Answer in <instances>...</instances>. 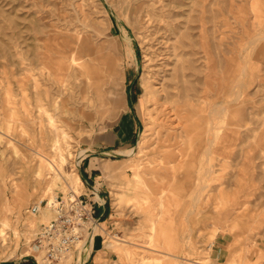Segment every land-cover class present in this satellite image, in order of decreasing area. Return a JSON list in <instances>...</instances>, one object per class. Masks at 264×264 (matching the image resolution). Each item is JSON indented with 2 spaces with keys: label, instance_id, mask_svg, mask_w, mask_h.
Returning a JSON list of instances; mask_svg holds the SVG:
<instances>
[{
  "label": "rangeland",
  "instance_id": "obj_1",
  "mask_svg": "<svg viewBox=\"0 0 264 264\" xmlns=\"http://www.w3.org/2000/svg\"><path fill=\"white\" fill-rule=\"evenodd\" d=\"M76 44L91 78L69 67ZM169 56L177 77L184 76L185 134L152 127L140 144L146 128L137 104L144 84L163 76ZM242 66L250 74L237 99ZM131 94L140 125L132 152L102 156L113 216L99 220L93 243L109 253L106 264H219L211 247L220 231L231 237L228 250L239 253V264H264V0H0V264H46L34 245L52 205L26 157L50 144L41 106L68 133L61 172L82 179L83 161L128 110ZM215 106L221 116L208 179V115ZM164 187L178 196L166 203L178 233L170 241L180 242L172 251L159 246L151 228ZM72 191L85 194V185L74 191L57 180L52 195ZM89 240L60 263L83 264Z\"/></svg>",
  "mask_w": 264,
  "mask_h": 264
},
{
  "label": "bare ground",
  "instance_id": "obj_2",
  "mask_svg": "<svg viewBox=\"0 0 264 264\" xmlns=\"http://www.w3.org/2000/svg\"><path fill=\"white\" fill-rule=\"evenodd\" d=\"M75 43H78V42H75ZM162 63L166 65V69L163 70V76L161 78L157 77L158 79L155 78L154 82L152 83L144 84L145 92L143 95V99L141 100V102L137 104V108H138V111L140 112V115L144 117L145 119V128H146L144 133L140 136V144H145L144 142L147 141L146 139L149 137L152 127H157L159 133L162 132L163 129L165 128L169 130L170 128L174 129L173 126L177 128L181 127L182 129L181 132L185 134V87L179 84V82H183L184 76L177 77L176 59H174L173 61L171 59V56L166 57V59H164ZM69 67L70 69L76 70L81 75L91 78V72L89 73L90 67L87 65L81 50H79L78 44H76V48L74 49L69 59ZM249 70H250L249 67L242 66V76L243 77L240 80V89L237 91V99L243 96L244 88L246 86V80L249 78V74H250ZM153 75L155 74L153 73ZM166 77H170L169 79L170 81H165ZM160 80L162 81L160 82ZM49 104L50 106L57 108V100L55 98H52ZM43 107L44 106H41L43 110V115H46L47 127L50 130V133H49L50 138L48 139L50 144L48 145V144L41 143L35 148H30L31 155L26 156V157L29 158L30 162L28 165H30L32 172H34L36 185H40L43 187L42 189H43L44 195H46L50 199L49 205H52L55 200L52 195V189L54 185L56 184L57 180H64V182L66 183V186L69 189L74 190V191H78L82 189L84 186V183L82 179L80 178V176L77 174L65 175L63 172H61L60 168L65 160L63 154L68 144L67 143L68 133H66V131L58 125L56 117L50 114L49 111H47V109ZM145 108L147 109L146 114H144ZM220 116H221V110L217 106L213 107L209 111V115H208L209 124H208V130H207L208 139H207V144L205 147V154H206L205 175H206V178L208 179H210L213 174L212 172H213L214 165L212 162L215 157L216 142H217V133L215 134V131L217 130H215V127H216L215 125H216V121L220 119ZM200 119L201 121L199 123L203 124L202 115H199V120ZM164 138L166 139V137ZM131 152H132V149H128V150H121L118 153L119 154L120 153L130 154ZM85 154L86 152L82 156H84ZM176 159L177 158H175V161ZM173 160L170 163L174 162ZM173 169H175V166L173 167ZM207 181L205 182L204 185H202L201 190L205 189L209 185ZM138 184H145V182L141 183V181H139L138 179ZM170 187H172V185H170ZM156 197H157V202H159V204L161 205V210L160 212L157 211L159 213L156 215V219L153 221L151 228L154 232L158 233L162 226L165 213L167 212V209H166L167 201L169 199L176 200L178 196L175 194L172 188L164 187L160 193L156 194ZM95 228L96 230H98L99 229L98 225ZM3 231L4 230H1V233H2L1 236L5 235L6 233V232L4 233ZM161 231H162V228H161ZM2 238H4L2 240L5 241V237H2ZM92 244H93V238H90L88 251L85 257H87L89 251H91ZM118 244H119V249L123 252L124 251L126 252V248L123 245H121V243H118ZM109 245L111 246L112 244H109ZM85 257L82 256L80 259V262L81 260L83 261Z\"/></svg>",
  "mask_w": 264,
  "mask_h": 264
},
{
  "label": "crops",
  "instance_id": "obj_3",
  "mask_svg": "<svg viewBox=\"0 0 264 264\" xmlns=\"http://www.w3.org/2000/svg\"><path fill=\"white\" fill-rule=\"evenodd\" d=\"M127 106L128 110L124 112L119 121L112 128L107 130L105 132L106 134L99 136L97 143L93 144L97 149L94 152L95 156L89 159L86 158L80 169L81 177L86 189L85 195L92 202L95 217L100 220L102 225L113 216L111 212V204L107 200L108 196L105 195L108 192V184L105 178V167L108 164L102 162L104 161L102 156H115V154L121 150L130 149L135 145L139 134L138 131H140L138 118L134 111L135 108L133 107V94H131V103L128 101ZM169 208L170 205L168 204L165 219L161 226L162 231L164 230L163 235H159L161 233L160 228L159 232L155 235V239L159 246L172 251L173 247H180V242L175 241V243H173L170 241V239L177 238L178 233L177 229L174 227L175 225H173L170 216L171 209ZM168 218H170L171 221ZM223 219L225 218L221 216V218L217 220V223L219 224L218 228L221 230L226 228V221L223 222ZM180 238L183 239L184 236L181 235ZM231 242L232 240L230 236L223 234L221 231L217 233L211 247L212 259L216 260L219 264H239V253L230 252L228 250ZM262 250L264 251V247ZM249 254H253V252ZM108 256L109 253L105 247L100 246L98 241H94L92 249L83 264H106ZM244 264H253V261L245 260Z\"/></svg>",
  "mask_w": 264,
  "mask_h": 264
},
{
  "label": "built area",
  "instance_id": "obj_4",
  "mask_svg": "<svg viewBox=\"0 0 264 264\" xmlns=\"http://www.w3.org/2000/svg\"><path fill=\"white\" fill-rule=\"evenodd\" d=\"M40 207L34 206L33 211L38 212ZM51 209L53 217L38 230L34 251L46 264H58L72 252H82L84 245L94 237L99 219L87 196L73 191L56 197Z\"/></svg>",
  "mask_w": 264,
  "mask_h": 264
}]
</instances>
